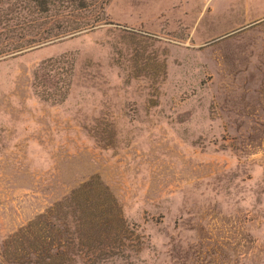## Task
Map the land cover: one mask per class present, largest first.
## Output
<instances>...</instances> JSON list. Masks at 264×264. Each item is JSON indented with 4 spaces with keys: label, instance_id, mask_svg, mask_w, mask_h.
I'll use <instances>...</instances> for the list:
<instances>
[{
    "label": "rangeland",
    "instance_id": "1",
    "mask_svg": "<svg viewBox=\"0 0 264 264\" xmlns=\"http://www.w3.org/2000/svg\"><path fill=\"white\" fill-rule=\"evenodd\" d=\"M84 1L0 55V264H264V0Z\"/></svg>",
    "mask_w": 264,
    "mask_h": 264
},
{
    "label": "trees",
    "instance_id": "2",
    "mask_svg": "<svg viewBox=\"0 0 264 264\" xmlns=\"http://www.w3.org/2000/svg\"><path fill=\"white\" fill-rule=\"evenodd\" d=\"M31 1L35 3V8H26L27 13L21 19V26L9 29V32L5 34L9 43L0 49V55L21 52L28 48L73 36L77 32L92 28L99 19L98 12H94L92 19H87L82 12L87 8H69L68 1L72 0ZM74 3L78 7L86 6L84 0H74ZM51 5L53 7L55 5V7L50 8ZM102 5L98 8L99 10L103 9ZM64 56L65 54L50 58L48 61H56ZM34 75L36 77V74Z\"/></svg>",
    "mask_w": 264,
    "mask_h": 264
},
{
    "label": "crops",
    "instance_id": "3",
    "mask_svg": "<svg viewBox=\"0 0 264 264\" xmlns=\"http://www.w3.org/2000/svg\"><path fill=\"white\" fill-rule=\"evenodd\" d=\"M257 5H252V6H247V7H244V8H258V7H256ZM259 8H264V6L263 7H259Z\"/></svg>",
    "mask_w": 264,
    "mask_h": 264
}]
</instances>
